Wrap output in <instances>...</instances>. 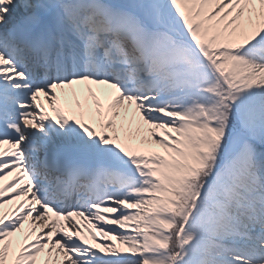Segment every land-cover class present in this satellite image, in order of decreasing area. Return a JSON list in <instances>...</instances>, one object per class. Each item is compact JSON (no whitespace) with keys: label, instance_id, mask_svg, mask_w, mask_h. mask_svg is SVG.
<instances>
[{"label":"snow or ice","instance_id":"6c2138e0","mask_svg":"<svg viewBox=\"0 0 264 264\" xmlns=\"http://www.w3.org/2000/svg\"><path fill=\"white\" fill-rule=\"evenodd\" d=\"M0 264H264V0H0Z\"/></svg>","mask_w":264,"mask_h":264}]
</instances>
